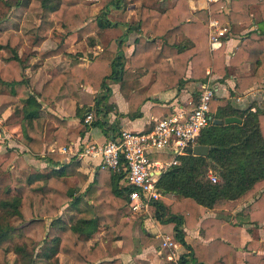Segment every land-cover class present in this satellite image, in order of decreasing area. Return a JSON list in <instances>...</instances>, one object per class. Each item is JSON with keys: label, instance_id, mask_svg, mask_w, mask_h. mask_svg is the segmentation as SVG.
Returning a JSON list of instances; mask_svg holds the SVG:
<instances>
[{"label": "trees", "instance_id": "trees-1", "mask_svg": "<svg viewBox=\"0 0 264 264\" xmlns=\"http://www.w3.org/2000/svg\"><path fill=\"white\" fill-rule=\"evenodd\" d=\"M12 1L25 10L38 12L35 30L39 37L46 36L53 29L55 21L75 29L81 36L105 23L103 11L87 21L88 7L80 0H0V3L10 4ZM259 8V29L245 33L229 57V64L238 65L249 61L253 68L250 75L235 78L234 89L237 92L253 82L264 80V0L259 1ZM137 14V23L127 27V32H139L133 41L127 69H123V53L119 46L116 51L102 49L91 57L89 65L81 67L73 63L68 71L46 78L38 90L32 91L28 88V79L23 73V59L19 54L25 33L0 28V48L6 47L11 52L10 56L0 59V113L11 105H21V142L30 153L37 154L42 150L45 118L57 124L53 135L58 146L66 144L71 138L64 132V118L50 112L43 116L40 108L42 104H52L62 91L78 99L79 82L100 90L101 94L96 97L94 105L95 111L102 113L103 102L110 92L106 80L125 79L133 69L139 71L145 66L149 72L155 71L162 77L165 87L183 85L192 80L203 83L207 79V67L212 73L221 76L227 74L224 43L221 42L215 50H209L205 42V12L191 14L186 0H176L173 7L160 13L140 5ZM187 17L189 20H186ZM185 29L192 44L182 49L171 37ZM147 31H150L148 38L145 37ZM156 37L163 39L158 48L154 41ZM63 50L64 45L59 43L38 54L41 58H47ZM185 56L190 57L192 63V73L188 78H183ZM86 111L90 112L91 108ZM209 113L212 116L211 123L195 139V143L209 147L207 155H193L190 152L179 155L178 163L170 165L156 182L163 193L175 195L168 206L161 200H154L153 215L160 223H174V237L187 249L186 253L179 256L181 264H235L234 253L239 246L241 224L247 219L264 220V108L254 107L251 110V106L235 107L229 99L212 95ZM231 115L240 121L224 123V117ZM214 119L220 122L215 123ZM94 123H101L100 119ZM14 154L10 152L5 164ZM63 157L64 154L57 151L45 153L42 158L57 168L47 174L29 175L26 182L18 178L12 199L0 200V264H7V240L22 242L14 245L21 264H43L57 251L67 256L72 264H121L120 258L110 256L99 239L87 242L101 226L113 239L123 240L127 235L137 234L138 241L134 244L148 246L154 243L155 238L145 230L142 217L135 230L136 219L125 215L127 188L119 185L124 171L99 167L92 179L87 181V176L77 169L78 161L74 158L60 161ZM151 157L169 158L166 154H152ZM23 164L26 169L29 168L28 164ZM209 172L216 175V180H211ZM66 175H75L80 184L85 185L84 188L70 187L58 179ZM250 196L253 201L240 208L235 222L225 214L206 216L200 220L203 237L210 239L207 243H187L184 240L183 226L194 227L205 209H231ZM63 205L74 211L69 223L57 217L46 227L44 217L55 216ZM239 214L246 215L247 219ZM12 215L29 221L22 225L12 224L7 220ZM45 231L43 239L41 236ZM36 241L43 242L39 253L33 254L25 249L26 245H33ZM131 247L132 244L124 243L121 252H129ZM134 264H150V261L141 258ZM243 264H264V256L249 253L245 255Z\"/></svg>", "mask_w": 264, "mask_h": 264}, {"label": "crops", "instance_id": "crops-1", "mask_svg": "<svg viewBox=\"0 0 264 264\" xmlns=\"http://www.w3.org/2000/svg\"><path fill=\"white\" fill-rule=\"evenodd\" d=\"M96 1L100 2V0ZM186 1L188 10L191 14L195 12H205L207 15L205 42H207L209 50H215L219 47L221 42L224 43L227 74L225 76H221L216 73H212L210 68H206V72L208 74L207 79L210 80L213 87V95L218 96L219 98L229 99L230 104L235 107L243 108L251 106V110H254V107H264L263 79L259 83L253 82L241 92H237L234 89L236 77L247 76L253 72L250 62L243 61L238 65L229 64V57L234 53L240 44V38L251 29H259L260 24L258 21L260 19V0ZM103 2L104 5L100 6L101 8L97 14L99 15L102 11L104 12L103 17L105 18V23L102 27H99L96 32H92L88 35V44L83 42L86 49L91 52L88 56L80 55L79 52L73 51V48L69 47L66 38H64L63 42L60 41V43L64 45L63 52L47 58H41L38 54L39 51L56 46H48L42 49L40 47L37 48L38 45L43 43L48 36L39 39L36 44H32L34 51L27 56V59L23 58L19 52L20 57L23 59L24 69L27 68L30 70V75H26L28 83H30L31 78L34 79L33 84H35V82L38 81V78L43 77L41 81L36 83L35 88H30L28 86L29 90H38L46 78L60 72L68 71L70 65H73V63L81 67L89 65L91 57L101 52L102 49L116 51L119 46L123 53V69H127L130 66V57L134 47V38L139 35L138 31L127 32V27L133 26L137 23L138 7L140 5H145L160 13L165 9L173 7L176 0H127L126 3L125 1L123 2V0H119L118 3L116 0H104ZM108 2H110V4L107 6L106 4ZM0 7H5L7 10L11 8L23 9L21 6L14 4V1L10 2V4L0 3ZM38 15L39 14H37V18ZM186 20H189V17H187ZM210 23L214 24L210 26ZM61 27L62 25L59 26V28L64 30ZM97 35H99V38L96 37ZM148 36H150V31L145 33V37L148 38ZM212 36H216V41L213 42V46L211 45ZM171 40H173V42L182 49H186L192 44L186 29L184 31L176 32L171 37ZM154 41L156 43V47L158 48L161 46L163 39L156 37ZM202 43H204V39L202 40ZM2 51L4 52V58L10 56L11 54L10 50L6 47L0 48V52ZM153 51L154 48L151 52ZM76 56L78 57V62ZM168 59L171 61V58ZM185 62L186 66L183 78H188L192 73V63L190 57L186 58L185 56L184 63ZM127 74L128 76L125 77V79L106 80L110 88V92L103 102L104 109L102 113H97L94 105L96 97L101 94L100 90H94L90 86L83 85L80 82L77 84L78 99H73L62 91L54 99L52 104H42L40 114L44 116L47 112H50L57 117L64 118V132L67 136L71 135V138L68 139L66 144L58 146L56 144V137L53 135V130L56 128L57 124L52 119L45 118L41 137L42 150L37 154H32V156L25 153V150H28V148L21 142L20 139L22 136L21 119L23 116L21 105L16 104L7 107L1 114L4 113V115H6L9 112V108H13V111L19 115L17 120L18 137L16 140L9 139L10 142H12V146H16L18 149H15L17 154L16 156L14 155L15 157L13 156L8 164H5L8 157L1 161L0 200L7 201L12 199V196L15 193V183L18 178L26 182L29 175H35L37 173L47 174L52 169L57 168L42 158L45 153L57 151L64 154V157L60 161H66L70 158L76 159L74 153L78 148H80V146L88 142H105L108 137L116 135L121 129L136 132L148 131L152 128L157 119L178 113L180 111H188L196 104L201 92V90H199L201 82L196 80H192L179 86L175 85L165 87L162 77L155 71L149 72L145 66L139 71L134 69L130 70ZM129 104H131V109ZM90 108V112L86 111V109ZM82 113L84 114L83 121H81ZM87 114L91 115L89 119H86ZM98 119H100L101 123L95 124L94 122L98 121ZM5 126L8 127L7 124ZM7 133L8 132L4 129V126H1L0 124V140L9 138ZM2 146L3 144L0 143V148ZM63 148H65L66 151H63ZM1 153L2 151L0 149V154ZM20 153L23 156L22 158H18ZM154 154L161 156L164 155L160 153ZM26 157L30 159L28 160ZM16 158L20 164H18ZM24 158L27 159V164L29 165L28 169L24 167V162L22 163ZM76 160L78 161L77 169L87 176V181H90L94 172L99 169V166L96 165L98 158L84 156L83 158ZM58 179L64 181L70 187L78 186L83 189L85 186L80 184L79 179L75 175L59 176ZM119 185L122 186L121 180ZM167 198H169V203H171L175 199V195L172 193H162L160 196V200L165 205L169 204L165 201ZM252 201L253 199L250 196L231 209H205L194 227L183 226L184 240L187 243H191L192 241L207 243L210 239H205L203 237L199 227V222L203 217L225 214V216L229 215L230 220L235 222L237 221V214L240 212V208ZM65 207L66 206L63 205L61 207L62 209L59 210L60 212H57L55 216L49 218L44 217L46 227L52 219H56L57 217H61L64 221L69 223L70 218L66 219L64 217V212L67 211ZM239 215L241 216L242 214ZM242 217L246 218V215H242ZM7 220L11 221L12 224L19 223V225L26 224L29 221L16 215L9 216ZM141 220L145 230L151 233L154 238L156 237V241L148 246H138L134 244V249L131 248L129 252H125V255L128 254V257L126 255V260L130 261V259H132L131 262L126 263L121 261L123 260L121 255L112 252V249L107 248L100 240L102 245L109 251L110 256L119 257L121 264H134L141 258L148 259L150 264H165V262L161 260V254L162 252L165 253L166 250H168L170 252L165 255L169 262L167 264H181L179 262V256L186 253L187 249L174 237V223H160L156 220V218L153 219L152 217H144ZM245 221L247 222L241 224L239 231V246L236 248L234 253L235 264H243L245 255L249 253L264 256V231L261 232L260 230H257V228L261 227V225H264V220L255 218L253 221L249 219ZM148 226L151 228L149 229ZM254 228H256V231ZM255 234L257 235L255 236ZM45 235L46 231L41 238L44 239ZM94 236L95 233L87 240V242L91 243L95 240L96 238H94ZM106 236L110 242L118 240L111 238L107 232ZM17 243L22 242L14 240L5 241V244L8 245V249L5 252V260L7 264H9L7 260L8 253H12L14 256V264H21L19 254L14 250V245ZM42 247L43 242L36 241L33 245H26L25 249L35 254L39 253ZM61 258L64 260V263ZM65 258L71 261L63 253L57 251L48 260H44L43 264H48L49 262L53 264H65Z\"/></svg>", "mask_w": 264, "mask_h": 264}, {"label": "built area", "instance_id": "built-area-1", "mask_svg": "<svg viewBox=\"0 0 264 264\" xmlns=\"http://www.w3.org/2000/svg\"><path fill=\"white\" fill-rule=\"evenodd\" d=\"M211 39L213 46L216 36ZM200 86L198 100L188 111L161 117L148 131L121 129L105 142L85 143L74 153L76 159L97 157L96 165L102 169L124 171L121 183L127 188V207L139 217H151L153 201L160 200L163 193L156 184L158 178L170 165L178 163L177 157L188 152L187 148L195 144L200 131L212 121L209 99L213 87L209 79ZM90 117V114L86 115V119ZM154 153L166 154L169 158L151 157ZM209 173L211 180H216V175Z\"/></svg>", "mask_w": 264, "mask_h": 264}, {"label": "rangeland", "instance_id": "rangeland-1", "mask_svg": "<svg viewBox=\"0 0 264 264\" xmlns=\"http://www.w3.org/2000/svg\"><path fill=\"white\" fill-rule=\"evenodd\" d=\"M103 1L104 0H100V2H97L96 0L95 1L80 0L81 3L87 5V7H88V18H87V21L94 19L98 15L97 13H98V11L101 8L100 6L104 5ZM124 1L126 3L127 0H123V2ZM109 4H110V2H108L106 5L108 6ZM37 14H38V12L34 13L32 11H29V10H24V9L21 10L20 8H11V9L7 10L5 7H0V27L3 28L4 30L21 31V32L25 33L23 44L19 48V52L21 53V56L23 58L27 59V56H29L30 53H33L34 50L32 48V46H33L32 44H36L39 39H42V38L47 37V36H48L47 39H45V41L43 43H40L37 48L40 47L42 49V48H45V47H48V46L53 47V46L59 44L60 41L63 42L64 38H66V41L69 44V47L73 48V51H77V52L80 53V55H84V56H88V54L91 53V52H89L86 49L85 45H83V42L84 43L86 42L88 44V42H87L88 41V35L90 33H92V32H96L97 29L93 28L91 31H88L84 35L81 36V35H79L77 33V31L75 29H70L69 27L63 26L59 21H55L53 29H51L46 36L39 37V36H36V30H35V28L37 27V24H38ZM61 25H62L61 28H63L64 30H61L59 28V26H61ZM84 37H87V38H84ZM96 37L99 38V35H97ZM100 41H101V39H100ZM68 44H67V46H68ZM101 45H103V44H101ZM94 49H96V48H94ZM90 51H92V50H90ZM3 55H4V52L3 51L0 52V59L1 60L5 59L3 57ZM80 61H82V60H80ZM77 62H78V57H77ZM29 71L30 70L27 69V68L24 69L23 73H24L25 77H26V75L28 76V74L30 75ZM42 78L43 77H40V78L37 79L38 81L37 80L36 81L39 82V81L42 80ZM37 82H35V84H33L34 83V79L31 78L30 79V83H28V86L30 88H35V85H36ZM262 108H264V107H262ZM13 110H14L13 108H9V110H8L9 112L6 115H4V113L1 114L3 111L0 113V119H1L0 120V122H1L0 124H1V126H4V129L7 130V132H8L7 135L9 137V138H5L3 140H0L1 141L0 143L3 144V146L0 148L1 151H2V153L0 154V162L3 161L4 159H6L7 157H9L10 152H14L15 156L17 154L16 150L18 149V147L12 146V142H10V140H9V139H15L16 140L17 137H18L17 120L19 118V115L16 112H14ZM6 124L8 125V127L5 126ZM21 138H22V136H21ZM25 151H26L25 153H27V154L32 156V153H30L28 150H25ZM21 153H20L19 157H23L21 155ZM12 158H13V156H12ZM27 159L29 160L30 158H27ZM27 159L24 158L22 163L24 162V163L27 164ZM16 160H17L18 164H20V162L18 161L17 158H16ZM12 163H13V160H12ZM0 164H2V162ZM170 197H171V195H170ZM168 199L169 198L165 199V201L167 203H169ZM171 203H169L168 205H170ZM61 209L62 208H60L59 210H61ZM153 210H151L150 213H151V217L154 219L155 217L153 215ZM124 211H125V215H126L127 218L136 219V223H135V230H136V226L139 224L138 221L141 222L139 220L140 217L138 215H136V214H133L129 210V208L127 207L126 203L124 205ZM59 212L60 211H58V213ZM73 214H74L73 210L67 209V211L64 212V217L66 219H68V218H70V216H73ZM148 227H149V229L151 228L150 226H148ZM254 229L256 231V228H254ZM257 230H260L261 232L264 231V225H261V227L257 228ZM105 231H106V229L104 228V226H101L97 230V232L95 233L94 238L101 240L104 243V245L107 248H111L112 252H114L115 254L121 255V257L123 259V260H121L122 262H126V263L131 262L132 259H130V261L126 260V258L128 257V254H126L127 255V257H126L125 252H121V245H123L124 243L126 245H131L132 244L131 248L134 249V242L136 243L138 241V237L136 236L137 234H135L136 238H135L134 235H127V236L124 237L123 240H117V241H113V242L111 241L110 242V240L106 236V232ZM149 235H151V233H149ZM256 235L257 234H255V236ZM156 239L157 238L155 237V241H156ZM168 252H170V251L166 250L165 253L162 252V254H161V257H162L161 260L164 261L165 264L169 263L168 260L166 259V256H165L166 253H168ZM13 259H14V256L12 255V253H8L7 260H8L9 264H14L15 260H13ZM62 261L64 263L63 259H62ZM65 261H66L65 264H71V261H69L67 258H65ZM171 261H173V260H171Z\"/></svg>", "mask_w": 264, "mask_h": 264}, {"label": "water", "instance_id": "water-1", "mask_svg": "<svg viewBox=\"0 0 264 264\" xmlns=\"http://www.w3.org/2000/svg\"><path fill=\"white\" fill-rule=\"evenodd\" d=\"M215 123H219V119L213 120ZM224 123H231V122H239L240 119L236 116H226L223 119ZM208 146L205 144L195 143L191 147L187 148V151L192 153L193 155H207L208 153Z\"/></svg>", "mask_w": 264, "mask_h": 264}]
</instances>
